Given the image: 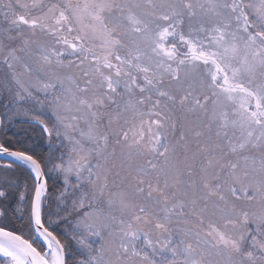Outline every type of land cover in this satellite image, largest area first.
<instances>
[{"label": "snow or ice", "instance_id": "1", "mask_svg": "<svg viewBox=\"0 0 264 264\" xmlns=\"http://www.w3.org/2000/svg\"><path fill=\"white\" fill-rule=\"evenodd\" d=\"M0 264H264V0H0Z\"/></svg>", "mask_w": 264, "mask_h": 264}, {"label": "trees", "instance_id": "2", "mask_svg": "<svg viewBox=\"0 0 264 264\" xmlns=\"http://www.w3.org/2000/svg\"><path fill=\"white\" fill-rule=\"evenodd\" d=\"M43 147H44V145H39V148L42 150L43 149Z\"/></svg>", "mask_w": 264, "mask_h": 264}]
</instances>
